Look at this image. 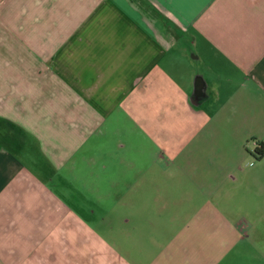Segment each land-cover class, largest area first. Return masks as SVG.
Masks as SVG:
<instances>
[{
  "label": "crops",
  "instance_id": "obj_1",
  "mask_svg": "<svg viewBox=\"0 0 264 264\" xmlns=\"http://www.w3.org/2000/svg\"><path fill=\"white\" fill-rule=\"evenodd\" d=\"M250 142L264 0H0V264H264Z\"/></svg>",
  "mask_w": 264,
  "mask_h": 264
},
{
  "label": "trees",
  "instance_id": "obj_2",
  "mask_svg": "<svg viewBox=\"0 0 264 264\" xmlns=\"http://www.w3.org/2000/svg\"><path fill=\"white\" fill-rule=\"evenodd\" d=\"M253 156L257 160L264 158V143H261V142L256 143V146H255V149L253 152Z\"/></svg>",
  "mask_w": 264,
  "mask_h": 264
},
{
  "label": "rangeland",
  "instance_id": "obj_3",
  "mask_svg": "<svg viewBox=\"0 0 264 264\" xmlns=\"http://www.w3.org/2000/svg\"><path fill=\"white\" fill-rule=\"evenodd\" d=\"M252 143H253V142H250V143H249V148H250V149H254V147H255V145H254L255 143H253V144H252Z\"/></svg>",
  "mask_w": 264,
  "mask_h": 264
}]
</instances>
